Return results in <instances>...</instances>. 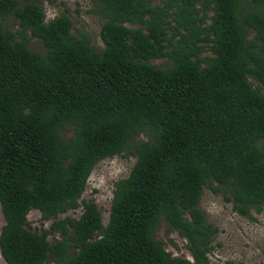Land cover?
<instances>
[{
  "label": "trees",
  "instance_id": "1",
  "mask_svg": "<svg viewBox=\"0 0 264 264\" xmlns=\"http://www.w3.org/2000/svg\"><path fill=\"white\" fill-rule=\"evenodd\" d=\"M37 1L0 0L5 264H208L217 228L203 190L250 220L264 205V0H91L106 19L101 52L67 16L46 22ZM123 152L135 162L107 224L93 201L55 221L79 208L93 168ZM31 210L54 220L48 230L29 228ZM160 218L191 260L154 239Z\"/></svg>",
  "mask_w": 264,
  "mask_h": 264
},
{
  "label": "rangeland",
  "instance_id": "2",
  "mask_svg": "<svg viewBox=\"0 0 264 264\" xmlns=\"http://www.w3.org/2000/svg\"><path fill=\"white\" fill-rule=\"evenodd\" d=\"M151 1L153 5L163 6V0ZM37 4L44 10L46 22L62 15L67 16L72 23L71 33L76 38H86L96 52L103 50L100 29L106 19L95 9L91 0H38ZM7 24L12 30L17 28L12 18L8 19ZM29 48L44 53V49L35 38H30ZM210 55L208 49L202 54V56ZM167 63L166 58L151 61V64L161 68ZM69 135L67 133L65 136ZM144 140L146 137L143 134L134 136L131 145ZM134 162V156L127 152L99 162L89 175L85 190L78 201L79 208L59 215L55 221L66 217L78 218L82 212V201H93L105 226L108 222L114 185L128 176ZM199 208L203 211L206 221L217 228V234L212 241V250L208 255V264H264V205L259 213L251 212L253 220H250L238 215L232 209L231 203L226 202L221 194H215L209 188H205ZM27 221L31 230L40 233L48 230L54 220L44 221L40 212L31 210L27 215ZM3 224L0 210V229ZM153 237L173 256L191 260L186 249V241L176 232L171 231L163 218L159 219ZM59 238L60 234L56 232L49 234L47 240L53 243ZM0 264H5L1 256Z\"/></svg>",
  "mask_w": 264,
  "mask_h": 264
},
{
  "label": "water",
  "instance_id": "3",
  "mask_svg": "<svg viewBox=\"0 0 264 264\" xmlns=\"http://www.w3.org/2000/svg\"><path fill=\"white\" fill-rule=\"evenodd\" d=\"M190 260V259H189Z\"/></svg>",
  "mask_w": 264,
  "mask_h": 264
}]
</instances>
